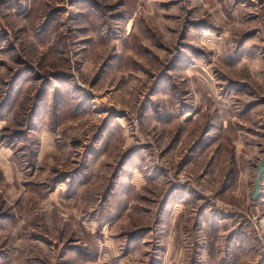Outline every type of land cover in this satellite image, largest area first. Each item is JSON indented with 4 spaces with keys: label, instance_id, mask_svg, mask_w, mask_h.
<instances>
[{
    "label": "rangeland",
    "instance_id": "1",
    "mask_svg": "<svg viewBox=\"0 0 264 264\" xmlns=\"http://www.w3.org/2000/svg\"><path fill=\"white\" fill-rule=\"evenodd\" d=\"M264 0H0V264H264Z\"/></svg>",
    "mask_w": 264,
    "mask_h": 264
},
{
    "label": "water",
    "instance_id": "2",
    "mask_svg": "<svg viewBox=\"0 0 264 264\" xmlns=\"http://www.w3.org/2000/svg\"><path fill=\"white\" fill-rule=\"evenodd\" d=\"M263 174H264V161L261 162L260 165H259V174H258L257 180L255 182L254 190H253V193H252V197L253 198H257L258 195H259V189H260V184H261V180H262Z\"/></svg>",
    "mask_w": 264,
    "mask_h": 264
}]
</instances>
